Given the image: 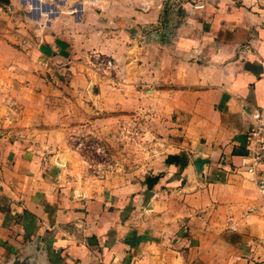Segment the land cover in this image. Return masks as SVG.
I'll return each mask as SVG.
<instances>
[{"label":"crops","instance_id":"crops-1","mask_svg":"<svg viewBox=\"0 0 264 264\" xmlns=\"http://www.w3.org/2000/svg\"><path fill=\"white\" fill-rule=\"evenodd\" d=\"M5 32L0 264H264V166H242L264 116V0H38V48L113 59L99 107L146 108L162 125V163L129 182L38 156L27 142L38 74ZM49 59L79 73L74 55Z\"/></svg>","mask_w":264,"mask_h":264},{"label":"rangeland","instance_id":"rangeland-1","mask_svg":"<svg viewBox=\"0 0 264 264\" xmlns=\"http://www.w3.org/2000/svg\"><path fill=\"white\" fill-rule=\"evenodd\" d=\"M4 30L11 46L31 57L34 65L24 67L38 74L32 81L38 94L29 98L36 107L27 113L38 115V122L27 126L33 132L27 142L38 148V156L56 165L70 164L79 176L121 182L142 180L162 163L166 141L162 125L149 117L151 110L112 112L99 107L98 80L107 76V81L114 82L113 59L109 58V67L99 65L104 55L67 52L66 43L49 49L45 46L50 44H39L42 52L38 48V0H0V32ZM68 54L74 55L79 73L85 75L72 73L67 61L49 59ZM38 55L45 57L39 61ZM10 58V68H14V58Z\"/></svg>","mask_w":264,"mask_h":264},{"label":"built area","instance_id":"built-area-1","mask_svg":"<svg viewBox=\"0 0 264 264\" xmlns=\"http://www.w3.org/2000/svg\"><path fill=\"white\" fill-rule=\"evenodd\" d=\"M99 65H105L107 67L112 65L110 59H104L99 62ZM254 123L248 133L249 146L248 150L250 156L247 160H243L242 166L246 167V170L251 173H256L264 166V116L261 114H254ZM259 190L264 199V179H260L258 182Z\"/></svg>","mask_w":264,"mask_h":264}]
</instances>
